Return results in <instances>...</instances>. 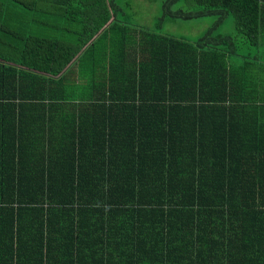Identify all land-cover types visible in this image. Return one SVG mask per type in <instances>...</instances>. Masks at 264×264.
<instances>
[{"label": "trees", "instance_id": "obj_1", "mask_svg": "<svg viewBox=\"0 0 264 264\" xmlns=\"http://www.w3.org/2000/svg\"><path fill=\"white\" fill-rule=\"evenodd\" d=\"M130 7L0 0V264H264V0Z\"/></svg>", "mask_w": 264, "mask_h": 264}, {"label": "rangeland", "instance_id": "obj_2", "mask_svg": "<svg viewBox=\"0 0 264 264\" xmlns=\"http://www.w3.org/2000/svg\"><path fill=\"white\" fill-rule=\"evenodd\" d=\"M162 0H118L121 6L129 2L131 7L126 10L127 21L135 25L146 28L151 32L155 27V20L160 15V4ZM213 19L205 18L194 21H177L167 23L161 30V34L182 37L185 39H194L200 36L212 23ZM230 30L228 25L224 28Z\"/></svg>", "mask_w": 264, "mask_h": 264}, {"label": "crops", "instance_id": "obj_3", "mask_svg": "<svg viewBox=\"0 0 264 264\" xmlns=\"http://www.w3.org/2000/svg\"><path fill=\"white\" fill-rule=\"evenodd\" d=\"M1 123V122H0Z\"/></svg>", "mask_w": 264, "mask_h": 264}]
</instances>
